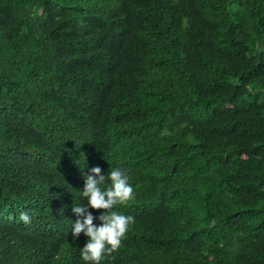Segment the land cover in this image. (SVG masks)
Listing matches in <instances>:
<instances>
[{"label": "trees", "instance_id": "1", "mask_svg": "<svg viewBox=\"0 0 264 264\" xmlns=\"http://www.w3.org/2000/svg\"><path fill=\"white\" fill-rule=\"evenodd\" d=\"M97 166L135 190L103 264H264V0H0V264H84Z\"/></svg>", "mask_w": 264, "mask_h": 264}, {"label": "clouds", "instance_id": "2", "mask_svg": "<svg viewBox=\"0 0 264 264\" xmlns=\"http://www.w3.org/2000/svg\"><path fill=\"white\" fill-rule=\"evenodd\" d=\"M134 192L128 170L120 166L113 167L107 174H102L100 167H93L85 177L84 188L79 194L87 203L74 204L72 211L77 218L70 230L76 239L81 234L87 237L85 245L79 249L84 264H103L108 256L119 250L135 217L118 209L135 199ZM90 209L103 211L96 217ZM19 220L28 225L32 217L28 211H21ZM95 220L99 223H94Z\"/></svg>", "mask_w": 264, "mask_h": 264}]
</instances>
